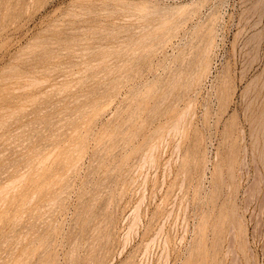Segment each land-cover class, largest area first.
Listing matches in <instances>:
<instances>
[{"label":"rangeland","instance_id":"obj_1","mask_svg":"<svg viewBox=\"0 0 264 264\" xmlns=\"http://www.w3.org/2000/svg\"><path fill=\"white\" fill-rule=\"evenodd\" d=\"M0 264H264V0H0Z\"/></svg>","mask_w":264,"mask_h":264}]
</instances>
